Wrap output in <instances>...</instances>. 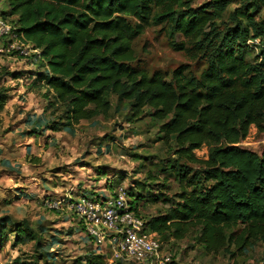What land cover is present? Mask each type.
I'll use <instances>...</instances> for the list:
<instances>
[{
  "label": "trees",
  "instance_id": "16d2710c",
  "mask_svg": "<svg viewBox=\"0 0 264 264\" xmlns=\"http://www.w3.org/2000/svg\"><path fill=\"white\" fill-rule=\"evenodd\" d=\"M233 1L192 7L185 0H7L9 9L0 11L16 16L18 31L39 49L33 56L48 69L38 78L65 106L63 126L73 131L81 120L107 115L116 96L129 104L130 121L147 114L160 123L157 139L174 146L177 160L201 166L169 165L179 175V199L147 225L164 241L166 235L183 239L198 228L197 241L213 253L231 246L241 253L264 241V150L259 154L239 145L252 125L264 131V42L252 60L247 57V42L264 38V22L253 13L264 0H242L229 24L224 16ZM152 23H170L184 37L176 49L207 58L200 76L180 67L169 79L132 64L134 41ZM7 99L0 86V111ZM205 145L208 156L201 159L195 151ZM128 193L140 212L137 198ZM9 221L0 220V236ZM32 234L28 239H35ZM104 257L92 253L83 261L105 264Z\"/></svg>",
  "mask_w": 264,
  "mask_h": 264
},
{
  "label": "rangeland",
  "instance_id": "374dc122",
  "mask_svg": "<svg viewBox=\"0 0 264 264\" xmlns=\"http://www.w3.org/2000/svg\"><path fill=\"white\" fill-rule=\"evenodd\" d=\"M209 1L185 0V4L198 7ZM254 1L259 4L261 0ZM242 3L228 4L226 23L232 24L230 17ZM8 9L7 0H0V11ZM253 13L258 23L264 22V5ZM16 18L10 17L12 22ZM226 23L219 22L222 30ZM183 40L170 23H152L134 41L136 59L132 64L169 79L180 67L198 77L207 58L176 49L175 44ZM263 42L264 38L247 42L251 46L248 60L259 53ZM33 54L13 51L0 55V86L8 95L0 111V220L10 218L6 235L0 236V264H87L83 261L86 255L100 252L77 228L79 220L69 201H64L69 195L84 191L111 195L124 186L137 198L140 212L148 220L167 212L179 199V175L169 165L201 166L177 160L174 146L157 139L160 123L147 114L130 121L129 104H120L116 96L111 97L107 115L81 120L73 131L67 129L62 125L65 106L38 78V72L48 68ZM16 73L20 76H14ZM239 145L261 154L264 131L252 125ZM208 149L205 145L195 152L205 159ZM19 228L26 229L25 235L19 234ZM31 232L35 239H28ZM199 233L193 227L183 239L165 236V245L178 259L176 264H264L263 240L254 241L241 253L235 246L213 253L197 241ZM104 255L105 264H133Z\"/></svg>",
  "mask_w": 264,
  "mask_h": 264
},
{
  "label": "built area",
  "instance_id": "2783aa9c",
  "mask_svg": "<svg viewBox=\"0 0 264 264\" xmlns=\"http://www.w3.org/2000/svg\"><path fill=\"white\" fill-rule=\"evenodd\" d=\"M17 51L21 55L39 53L26 40L10 17L0 14V55ZM70 209L91 236L100 254L133 264H176L177 257L160 234L147 225V219L130 201L128 189L119 186L115 193L69 195Z\"/></svg>",
  "mask_w": 264,
  "mask_h": 264
}]
</instances>
